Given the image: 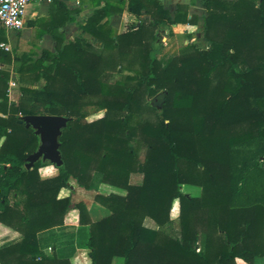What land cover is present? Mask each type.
I'll return each instance as SVG.
<instances>
[{"label":"trees","instance_id":"obj_1","mask_svg":"<svg viewBox=\"0 0 264 264\" xmlns=\"http://www.w3.org/2000/svg\"><path fill=\"white\" fill-rule=\"evenodd\" d=\"M104 1L83 26L103 42L101 51L84 38L65 43L60 26L73 17L54 0L47 29L57 53L25 56L17 67L23 83L45 82L21 86L15 103L10 74L0 69V222L23 235L0 248V264H71L44 253L38 239L64 224L71 196L58 194L71 177L87 189L105 182L127 191L98 192L110 213L96 221L74 204L90 226L92 264H264V0H201L209 46L189 43L168 58L158 56L159 32L196 23L187 3L171 12L161 0ZM143 10L148 18L125 30L103 22L115 11L140 18ZM6 40L0 30V43ZM10 59L0 47V62ZM115 69L129 73L110 83L106 74ZM164 90L162 109L147 101ZM91 105L104 115L88 121ZM29 114L71 118L59 138L61 166L40 159L26 167L40 142L20 121ZM49 165L57 172L44 177ZM133 173L141 183H131ZM184 183L199 185L201 196L184 193ZM175 199L180 219L172 236L164 227L173 223ZM147 217L158 228L146 226Z\"/></svg>","mask_w":264,"mask_h":264},{"label":"crops","instance_id":"obj_2","mask_svg":"<svg viewBox=\"0 0 264 264\" xmlns=\"http://www.w3.org/2000/svg\"><path fill=\"white\" fill-rule=\"evenodd\" d=\"M54 0H36L32 2L28 8L25 18V25L20 30H12L5 28L0 22V30L3 31V35L6 37V41H2L9 44L10 49L6 50L11 54L9 61L0 62V69L9 72V97L12 102H19L21 86H33L44 83L41 79L35 84H26L21 81V75L17 72V67L20 66L21 61L25 56L34 59L40 58L44 51L57 53V40L49 32L48 27H52V15L57 12L56 4ZM62 1L69 11L71 12L72 20L67 21L65 24L60 26V31L64 34L65 43L74 42L78 38H89V44L96 50L100 51L103 49V42L97 37L93 36L89 32L83 29V26L87 23L88 18L94 13V11L104 5L105 1L97 2V0H59ZM113 2L125 1L128 5V0H111ZM165 8H168L171 12H174L177 3L184 2L185 0H161ZM175 2V3H174ZM174 3L172 7L170 4ZM188 4V3H187ZM188 12L194 7L192 3H189ZM191 14V13H189ZM190 16V15H189ZM143 20L148 18L145 10L142 11L140 16ZM133 15L124 12H112L104 18L103 22L107 21L108 24L117 31L122 22L129 20L131 22ZM63 20V18H62ZM140 21H138L139 23ZM187 24L178 23L172 27H186ZM34 36V41H33ZM86 41V40H85ZM19 52L15 51V48H21ZM33 48V50H32ZM49 62V61H45ZM12 68L6 69V68ZM57 170L54 166L49 165L42 171L44 177L52 176L56 174ZM133 173L131 175V183L139 184L142 182L143 175L136 177ZM69 186L61 188L58 197L71 196L72 205L70 210L65 217L64 224L46 229L38 234L39 245L41 250L46 254L55 252L61 258L69 259L71 264H92L89 256L88 239H89V224H81L79 211L74 207V204L81 202L83 203L89 212V218L91 221H96L110 213V211L100 204L96 200V194H126V190L117 186H114L105 182H98L97 189H87L80 186L77 180L73 177L69 179ZM181 190L184 193L190 194L194 197L201 196L202 188L199 185L184 183L181 185ZM171 219L174 223L179 226L180 219V201L175 199L171 209ZM145 225L150 228H158L156 222L147 217L144 221ZM173 223V224H174ZM178 228V227H177ZM23 235L21 232L9 228L0 222V248L14 244L22 240ZM118 258L115 259V262ZM244 264V263H241Z\"/></svg>","mask_w":264,"mask_h":264},{"label":"rangeland","instance_id":"obj_3","mask_svg":"<svg viewBox=\"0 0 264 264\" xmlns=\"http://www.w3.org/2000/svg\"><path fill=\"white\" fill-rule=\"evenodd\" d=\"M185 1L188 3V5H190L189 3L193 4L194 8L191 11H189V13H191L189 15L190 16L193 14L197 15V21L195 24L184 23V24H187L186 27H171L170 31L168 29H166L165 31H160L159 39L157 43V46L159 47L158 56L160 58H168L172 55L177 54L183 46L189 43H196L201 48H207L209 46L208 42L204 38V33H203V23H204L205 11L201 3V0H185ZM174 3H171L170 5L173 7ZM141 20H143L141 17L132 18L131 20L132 22H129V20H125L122 22L123 23L121 25L122 27H120L118 30H125L130 23L141 21ZM85 40L86 42H89V38L87 39L85 38ZM33 41H34V36H33ZM21 49L22 47L17 48V49L15 48V51L19 52ZM125 63L127 65V61ZM134 67H138V66L135 65ZM6 69L11 70L12 68L8 67ZM128 73H129L128 69L123 70L122 72L118 71L117 69L109 70L106 74L107 75L106 78L108 79L110 83H114L117 80H120V79L123 80L125 75ZM146 99L151 104V100L153 99V97H147ZM87 109H88V115L86 119L88 121L95 120L103 116L105 113V109H98V107L94 105L88 106ZM151 116H152L151 113H149L147 110L143 112L144 118H151ZM144 153H145V147L142 146L139 149V155L142 159L144 158ZM262 164L264 165V162ZM136 177H141V174H138V173L135 174V179H137ZM173 223L164 228L170 235L177 236L178 226H177V223H174V224ZM121 262H122V259L118 258L115 263L119 264Z\"/></svg>","mask_w":264,"mask_h":264},{"label":"water","instance_id":"obj_4","mask_svg":"<svg viewBox=\"0 0 264 264\" xmlns=\"http://www.w3.org/2000/svg\"><path fill=\"white\" fill-rule=\"evenodd\" d=\"M166 94V90L156 94L151 100V105L162 109ZM70 120L71 118L65 115L29 114L22 116L20 121L24 122L27 127H32L40 139L37 150L27 158V168H31L40 159L48 160L57 166L63 164L59 138Z\"/></svg>","mask_w":264,"mask_h":264},{"label":"built area","instance_id":"obj_5","mask_svg":"<svg viewBox=\"0 0 264 264\" xmlns=\"http://www.w3.org/2000/svg\"><path fill=\"white\" fill-rule=\"evenodd\" d=\"M36 0H0V22L12 30H20L25 25L28 6ZM0 47L9 50V44L0 43Z\"/></svg>","mask_w":264,"mask_h":264}]
</instances>
